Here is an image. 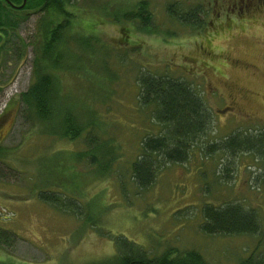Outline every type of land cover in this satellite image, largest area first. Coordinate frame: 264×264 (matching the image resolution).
<instances>
[{
	"label": "rangeland",
	"instance_id": "1",
	"mask_svg": "<svg viewBox=\"0 0 264 264\" xmlns=\"http://www.w3.org/2000/svg\"><path fill=\"white\" fill-rule=\"evenodd\" d=\"M38 1L19 12L22 21L0 59V133H6L0 229L15 230L0 243V264L114 263L123 240L149 256L195 250L205 264H264V162L247 152L232 157L211 149L237 128L264 127V0H78L67 8L79 31L70 34L93 39L76 38L71 46L69 70L60 74V104L68 111L77 106L82 117L89 108L100 138L117 150L104 173L73 156L86 148L83 134L72 140L44 134L23 117L20 94L31 81L29 41L41 15ZM139 1L151 11L150 28L112 17ZM168 5L199 6L200 24L175 20ZM22 40L28 45L17 57ZM141 72L189 82L212 114L189 158L165 163L146 187L136 186L129 171L139 141L159 128L151 107L139 103ZM39 190L58 196L46 202ZM229 202L255 212L257 232L202 230L201 207Z\"/></svg>",
	"mask_w": 264,
	"mask_h": 264
},
{
	"label": "trees",
	"instance_id": "2",
	"mask_svg": "<svg viewBox=\"0 0 264 264\" xmlns=\"http://www.w3.org/2000/svg\"><path fill=\"white\" fill-rule=\"evenodd\" d=\"M9 1L16 3V0ZM18 1L21 3V0ZM35 1L26 0L22 6L13 7L9 2L0 0V59L4 54L2 51L9 36L11 34L15 36L14 29L18 22L22 21L18 17L19 12L23 8L35 5ZM77 1H38L40 3L37 5V12L41 15L36 26L37 36L34 32L29 41L33 53L31 81L27 90L20 94V101L25 104L23 117L30 119L32 123L39 124L42 133L71 140L83 134L86 148L74 151L73 156L77 158L76 160L85 159L89 166L99 173H104L117 160V150L113 148L109 138L103 140L100 138L101 134L93 122L89 108H85L87 111H84V117H82V114L76 110L77 106L71 108L72 111H68L60 104L64 94L63 85L60 84V74L69 70L68 60L74 57L71 46L76 47L75 41L78 40L76 38L87 41L93 39V36L77 34L76 32L79 31L72 28L70 11L67 8ZM166 12L183 24H200L198 14L201 9L197 5L184 10L175 5H168ZM111 15L114 19L123 17L136 20L140 29L150 28L153 25L151 11L144 1H139L133 8L116 9ZM71 30L76 32L70 34ZM20 43V48L16 52L17 57L22 56L21 50L28 45L23 40ZM78 54L75 52V59ZM136 83L139 87V103L151 107V118L159 127L156 133L146 135L139 141L138 152L129 163L133 183L138 187H146L151 184L158 170L165 163L182 162L189 158L191 148L208 126L212 114L203 96L187 81L165 74L141 72L137 76ZM1 88L0 86V90ZM78 102V99H74V106ZM212 144L211 149H223L228 156L234 157L241 152H247L264 162V127L252 131L237 128L218 143ZM0 157L4 159L1 145ZM3 164L5 159L0 162L1 169ZM2 175L4 174L0 171V176ZM39 196L46 202L53 203L51 197L55 198L58 195L47 193V190L44 192L39 190ZM69 205L72 207L70 211L75 216H81L80 209L75 203ZM201 215L203 222L200 227L209 233L252 234L258 231L255 212L247 209L240 202H229L218 206L207 203L201 207ZM12 231L15 230L11 229L8 232L7 227L5 231H0V243L3 239L11 238V233L14 236L15 233ZM115 256L118 257V261L114 263L111 261L108 264H205L204 259L195 250L164 251L160 255L149 256L140 246L127 240H123L122 246L116 249L114 258ZM247 259L250 261L253 258ZM257 262V264L263 263L258 260Z\"/></svg>",
	"mask_w": 264,
	"mask_h": 264
},
{
	"label": "flooded vegetation",
	"instance_id": "3",
	"mask_svg": "<svg viewBox=\"0 0 264 264\" xmlns=\"http://www.w3.org/2000/svg\"><path fill=\"white\" fill-rule=\"evenodd\" d=\"M5 1H7V2H9L10 3V5H12L13 7H20V6H22L25 2H26V0H21V3H19V4H16V3H12L11 1H9V0H5ZM38 11V9L36 10V12ZM6 135V133H0V142H1V140H2V138L4 137ZM1 145V144H0ZM0 162H3V159H2V157H0ZM0 231H5V229H0Z\"/></svg>",
	"mask_w": 264,
	"mask_h": 264
}]
</instances>
